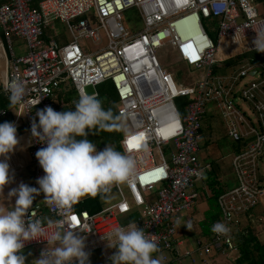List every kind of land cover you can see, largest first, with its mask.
<instances>
[{"label": "built area", "instance_id": "built-area-1", "mask_svg": "<svg viewBox=\"0 0 264 264\" xmlns=\"http://www.w3.org/2000/svg\"><path fill=\"white\" fill-rule=\"evenodd\" d=\"M261 4L257 0H42L35 8V0H1L3 34L9 44L13 36L24 41L27 52L19 56L11 52L8 72L0 76V119L9 114L3 82L22 81L25 95L16 107L23 113L30 141L34 170L29 185L38 187L36 180L44 175L35 152L45 145L30 134L36 110L45 106L67 110L71 101L63 96L71 91L77 97L79 92L98 96L97 87L106 81L115 88L128 128L121 141L123 152L138 161L135 179L114 185L109 196L118 200L103 205L99 212L77 209L88 195L63 209L46 205L41 193L27 219H41L47 235L56 229L47 225L46 218L56 221L67 216L85 239L90 264H110L116 249L109 248L103 236L129 221H135L145 234H154L159 251L153 256H162V264H196L232 249L239 238V219L258 206L264 193L259 170L264 158V65L251 62L229 72L215 68L217 44L203 21L215 22L217 39H255L256 31H264ZM126 12L138 20L137 28L124 25ZM55 23L67 27L65 43L45 35ZM166 49L179 55L172 71L197 77L183 114L167 78L170 69L158 57ZM254 71L258 80L236 90L241 78ZM234 99L244 100L255 111L258 127ZM211 107L239 146L232 156L235 185L220 194L216 203L217 221L229 231L199 236L194 249L183 252L185 241L178 236L179 228L196 207L199 188L209 180L210 167L196 156L203 148L201 128ZM46 246L41 238L26 242L23 250L35 249L40 256Z\"/></svg>", "mask_w": 264, "mask_h": 264}, {"label": "clouds", "instance_id": "clouds-1", "mask_svg": "<svg viewBox=\"0 0 264 264\" xmlns=\"http://www.w3.org/2000/svg\"><path fill=\"white\" fill-rule=\"evenodd\" d=\"M254 50L264 52V31H256ZM103 84V83H102ZM8 94L9 109L20 104L25 95V86L18 79L3 82ZM17 115H21L14 110ZM30 124V134L37 143L45 145L37 149L35 157L44 175L38 177V187L20 183L9 189L7 198L15 197L14 204L3 203L4 188L11 182L7 156L18 145L17 129L11 122L0 123V264H25L22 250L26 242L44 239L47 246L40 257L31 264H90L85 251V239L80 230L72 227L71 220L53 221L46 218L55 231L45 234L41 219H27L36 196L43 193V202L48 206L69 209L81 197L100 195L108 202L114 185L131 183L135 179L138 161L132 156L117 151L106 144L103 149L88 139L92 130L110 131L122 126V116L105 109L95 94L79 92L71 110L56 111L51 106L37 109ZM184 225L190 230L188 223ZM211 230L226 235L228 227L215 222ZM109 248L116 251L109 257L110 264H162L154 234H145L135 221L113 228L103 236Z\"/></svg>", "mask_w": 264, "mask_h": 264}, {"label": "crops", "instance_id": "crops-1", "mask_svg": "<svg viewBox=\"0 0 264 264\" xmlns=\"http://www.w3.org/2000/svg\"><path fill=\"white\" fill-rule=\"evenodd\" d=\"M257 2L261 4L264 0H257ZM263 6L264 3L260 5L261 14H264ZM57 24L60 23H55L52 29H46L45 35L56 36L60 43H65L66 37L63 29L62 31L58 30ZM11 52L18 56L25 54L27 52L26 44L16 36L12 37V42L9 44L0 27V76L8 72ZM192 94L189 95V98ZM14 110L22 113L16 106H14ZM14 110L8 108L9 114L0 119V123L7 121L15 125L19 141L13 152L7 156L11 182L4 188L5 199L3 203L6 207L15 202V197L7 198L9 189L17 187L20 183L29 185L34 170L29 159L30 141L24 117L23 114L17 115ZM201 139L203 148L196 159L204 166L210 167L208 176L212 178L211 183H213L212 181L219 182L226 189L233 187L235 178L232 170V156L236 145L229 137L223 118L214 111L213 107L209 108V113L203 120ZM0 159H5V157H0ZM212 196L209 185L199 188L197 205L179 228L178 236L180 238L192 234L197 237L204 235L201 225L209 219ZM185 223L190 224V230L184 225ZM236 229L239 232V238H237L238 241L236 240L232 249L211 255L198 261L197 264H264V193L260 197L258 206L239 219ZM242 240L246 249L244 254L241 253L238 246ZM22 252L26 257L25 264H31L32 260L40 257L32 248H27Z\"/></svg>", "mask_w": 264, "mask_h": 264}, {"label": "rangeland", "instance_id": "rangeland-1", "mask_svg": "<svg viewBox=\"0 0 264 264\" xmlns=\"http://www.w3.org/2000/svg\"><path fill=\"white\" fill-rule=\"evenodd\" d=\"M123 23L128 28H137L138 26V20L135 18V16L131 12H126ZM58 25V26H57ZM57 29L61 30L63 29V33L66 37V40L69 39V33L67 30V27H65L62 24H57ZM203 25L205 28L206 33L212 37L216 44H217V58L218 60H223L222 62H218L217 66L219 69H223V71L229 72L233 68H239L241 66H245L248 63L252 62V57L248 55L247 57L243 59H238L240 52L246 48L244 47L245 44H247L245 41L241 40V44H238V40H234L235 38H221L217 39L216 37V24L212 20H204ZM140 27V26H139ZM138 27V28H139ZM90 48H93L92 45H89ZM248 47V46H247ZM158 57L162 60V63L165 64V66L170 69L167 72V78L169 80V83L171 85V90L174 96H178L180 100L185 102L189 95H191L195 91V82H196V76L194 74H190L186 71H172V67L176 65V62L179 60V55L177 52L172 50H162L158 53ZM232 59L236 62L235 65L227 66L224 62V60ZM258 80V77H251L249 75L243 76L236 88V90L241 89L242 87L246 86L252 81ZM235 104L244 112L245 117L256 127H258L257 123V117L255 111L244 101V100H237L234 99ZM128 132V128H125ZM103 149V148H100ZM98 149V150H100ZM259 170L260 174L264 177V158L259 164ZM264 184V181H263ZM111 200L108 202H105L102 200L103 205L107 206L110 204L115 203L118 200V197L111 194ZM146 212V208L143 210ZM127 224V223H126ZM197 236L195 234H192L190 236H186L183 238V241H185V246L182 248V251H186L189 249H194L195 247V241ZM31 254V253H29ZM33 255V254H32ZM192 262V261H191ZM198 263V261H197ZM196 263V264H197Z\"/></svg>", "mask_w": 264, "mask_h": 264}, {"label": "trees", "instance_id": "trees-1", "mask_svg": "<svg viewBox=\"0 0 264 264\" xmlns=\"http://www.w3.org/2000/svg\"><path fill=\"white\" fill-rule=\"evenodd\" d=\"M41 1L42 0H35V8L38 5V3ZM236 39L238 40L237 41L238 44L242 43L241 40L238 38H235L234 40H236ZM253 40L254 39H249V40L245 41L247 44H245L244 47H246V48H244L240 52L238 59H243V58L247 57L248 55L252 54V55H250L252 57V64H263L264 65V52H256L254 50ZM222 61L223 60H218L217 53H216L215 62H214L215 68H218L217 63L222 62ZM224 62L227 66H231V65L236 64V62L233 61L232 59L224 60ZM163 66L165 68H167L165 66V64H163ZM97 94H98L97 97L99 99H101L102 106L105 109L110 107V108H112L114 114L119 113L122 116L120 109L118 107V98L116 95V91H115V88H114L113 84L111 83V81H106L103 84L99 85L97 87ZM63 97H66L67 100L71 101V106L67 109V110H71L73 108V101L78 99L77 95L74 93V91H71V92H69V94H66V96H63ZM175 101H176V104L179 107L181 113L183 114L184 108L189 101V97L187 98V100L185 102H183L182 100H180V98L178 96H175ZM4 107L8 108V105H5V103H4ZM121 124H122V126L120 128H116V129H113L110 131H104V130L97 131L96 129H93L92 130L93 133H91V132L89 133L88 139L96 144L97 150L100 148H104L106 144H109V145L113 146L117 151L123 152V149L121 146V141H122V139L125 136L126 131H127L125 129L126 126H125L123 118H122ZM238 148H239V146L236 145L235 151H237ZM211 179L212 178H209V180H208V185L211 188L212 194H213V196L211 198V210H210L211 212L209 215V219H207L201 225V227L203 228L204 235H210L212 233L211 227H212L213 222L220 219V213H219V210H218L217 204H216L217 198L219 197L220 194H222L223 192H225L227 190L219 182L212 181L213 183H211ZM102 206H103V202H102V199L100 198L99 194L95 197L88 195V197L85 198V200L78 205L77 209L78 210H86L91 214H95L102 209ZM243 242L244 241L242 240L238 244V246L241 249V253L244 254V253H246V249L244 248Z\"/></svg>", "mask_w": 264, "mask_h": 264}, {"label": "water", "instance_id": "water-1", "mask_svg": "<svg viewBox=\"0 0 264 264\" xmlns=\"http://www.w3.org/2000/svg\"><path fill=\"white\" fill-rule=\"evenodd\" d=\"M257 73V71H254L251 73V76H254Z\"/></svg>", "mask_w": 264, "mask_h": 264}, {"label": "bare ground", "instance_id": "bare-ground-1", "mask_svg": "<svg viewBox=\"0 0 264 264\" xmlns=\"http://www.w3.org/2000/svg\"><path fill=\"white\" fill-rule=\"evenodd\" d=\"M197 158V157H196ZM240 230H242V229H240ZM211 232V231H210ZM261 248V247H260ZM253 251V250H252ZM250 261V260H249ZM252 264V263H251Z\"/></svg>", "mask_w": 264, "mask_h": 264}, {"label": "snow or ice", "instance_id": "snow-or-ice-1", "mask_svg": "<svg viewBox=\"0 0 264 264\" xmlns=\"http://www.w3.org/2000/svg\"><path fill=\"white\" fill-rule=\"evenodd\" d=\"M73 219H75V217H73Z\"/></svg>", "mask_w": 264, "mask_h": 264}]
</instances>
